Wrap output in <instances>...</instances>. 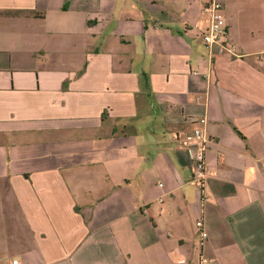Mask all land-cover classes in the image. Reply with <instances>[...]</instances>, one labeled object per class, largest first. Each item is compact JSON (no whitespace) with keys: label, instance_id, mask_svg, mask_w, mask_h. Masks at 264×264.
<instances>
[{"label":"crops","instance_id":"1","mask_svg":"<svg viewBox=\"0 0 264 264\" xmlns=\"http://www.w3.org/2000/svg\"><path fill=\"white\" fill-rule=\"evenodd\" d=\"M206 1L0 0V264H264V0L211 61Z\"/></svg>","mask_w":264,"mask_h":264},{"label":"built area","instance_id":"2","mask_svg":"<svg viewBox=\"0 0 264 264\" xmlns=\"http://www.w3.org/2000/svg\"><path fill=\"white\" fill-rule=\"evenodd\" d=\"M202 11L208 20L207 27L202 33L203 41L208 51V59L211 61L217 52L231 57L243 56V53L235 45L229 44L226 41L225 30L222 26L224 13L221 3L218 0H207L202 7ZM198 122L199 126L193 129L192 135L188 139H185L183 144L192 148V179L202 193L206 175L205 153L208 137L205 129L206 118L202 117ZM195 226L199 234L198 244L202 246L207 238L202 217L196 219ZM17 262V260H13L12 264H17ZM181 264H207V260L202 255H199L195 260H183Z\"/></svg>","mask_w":264,"mask_h":264}]
</instances>
